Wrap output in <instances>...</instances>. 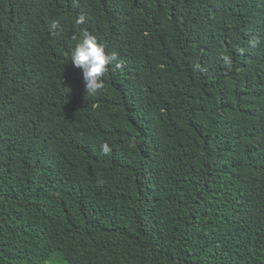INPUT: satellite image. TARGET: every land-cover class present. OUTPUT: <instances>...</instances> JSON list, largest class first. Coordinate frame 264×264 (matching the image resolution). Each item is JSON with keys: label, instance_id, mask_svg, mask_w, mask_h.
Returning <instances> with one entry per match:
<instances>
[{"label": "trees", "instance_id": "16d2710c", "mask_svg": "<svg viewBox=\"0 0 264 264\" xmlns=\"http://www.w3.org/2000/svg\"><path fill=\"white\" fill-rule=\"evenodd\" d=\"M55 257L264 264V0H0V264Z\"/></svg>", "mask_w": 264, "mask_h": 264}, {"label": "clouds", "instance_id": "9594fccd", "mask_svg": "<svg viewBox=\"0 0 264 264\" xmlns=\"http://www.w3.org/2000/svg\"><path fill=\"white\" fill-rule=\"evenodd\" d=\"M53 34H58L60 29L58 21L53 20L51 25ZM62 31V29H61ZM253 41V39H250ZM71 64L82 70V78L85 85L87 96H95L105 90V75L109 71V65L125 67L128 66L126 61L115 51L98 41L94 35L84 32L76 42L70 53ZM226 62H230L225 58ZM102 152L107 154L110 152L108 143L101 145Z\"/></svg>", "mask_w": 264, "mask_h": 264}, {"label": "rangeland", "instance_id": "374dc122", "mask_svg": "<svg viewBox=\"0 0 264 264\" xmlns=\"http://www.w3.org/2000/svg\"><path fill=\"white\" fill-rule=\"evenodd\" d=\"M45 264H68V263L61 261V260H59V258L55 257Z\"/></svg>", "mask_w": 264, "mask_h": 264}]
</instances>
